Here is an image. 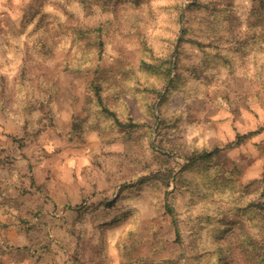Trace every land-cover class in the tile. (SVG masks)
Here are the masks:
<instances>
[{
  "label": "rangeland",
  "instance_id": "374dc122",
  "mask_svg": "<svg viewBox=\"0 0 264 264\" xmlns=\"http://www.w3.org/2000/svg\"><path fill=\"white\" fill-rule=\"evenodd\" d=\"M143 1L95 0L86 12L79 0H0V94L11 101L24 61L54 77L57 101L54 125L37 135L25 136L0 109V264H197L189 248L193 239L200 251L210 245L209 228L200 225L205 212L264 202V83L203 62L189 69L191 82L170 83L174 54L149 116L131 90L140 42L154 30ZM192 1H182V12ZM221 3L232 36L251 34V0ZM74 25L94 29L86 36H99L102 52L98 59L92 46L81 70H63L64 55L77 46ZM183 29L182 17L174 48ZM40 40L56 60L41 56ZM94 76L108 105L122 120L138 121L136 128L71 138ZM205 147L220 149L204 163L189 161ZM224 216L245 220L230 209ZM246 219L249 233L264 236V224L257 231L250 213Z\"/></svg>",
  "mask_w": 264,
  "mask_h": 264
},
{
  "label": "trees",
  "instance_id": "16d2710c",
  "mask_svg": "<svg viewBox=\"0 0 264 264\" xmlns=\"http://www.w3.org/2000/svg\"><path fill=\"white\" fill-rule=\"evenodd\" d=\"M93 1L95 0H79L86 12H89ZM98 1L101 5H108L112 0ZM139 1L128 0L133 6H138ZM182 1L184 0L143 1L154 30L140 42L141 58L137 70H134L131 90L134 94L142 96L149 116H153V100L160 96L163 86L169 80L174 54L175 74L170 83L176 81L178 76H183L191 82L187 74L189 69L197 71L195 68L202 62L204 65L221 64L229 70H236L252 80L264 83V0H251L253 31L238 37H233L229 32L225 18L228 7H223L221 0H193L183 8V12ZM182 17L184 29L177 48H174V38L180 29ZM71 30L74 36L73 44L77 43V46L64 55L60 65L63 70L78 71L89 63V50L92 46H96L98 59L100 58L102 41L99 36L96 41L86 36L94 29L74 25ZM39 45L41 56L56 60L51 46L46 41L40 40ZM36 69L37 71L31 70L23 61L11 101L4 100V95L0 94V109L19 126L25 136L37 135L48 125H54L57 113L54 77L40 67ZM96 69L98 72L99 66ZM84 110L83 118L74 117L71 122V138L73 135L84 136L90 130L105 127L129 131L139 123L130 117L122 120L118 116L116 110L105 101L102 81L97 80L96 76L88 84ZM106 120L108 122L103 124ZM255 132L238 135V139ZM159 146L172 149L162 144ZM219 149L220 147L197 149L187 158L191 162L204 163ZM162 175L167 182L169 173ZM261 180L264 184V177ZM165 208L169 213L173 210L167 204ZM229 209L245 220L224 216ZM225 211V214H222L220 209H209L205 212L206 217L200 221V225L209 228L210 245L200 251L197 240L193 239V245L189 248L191 259L197 264H264V236L256 237L249 233L250 221L246 219L250 213L254 219L253 223L251 222L252 227H256L257 231L261 230L264 224V202L241 201L229 206L227 204Z\"/></svg>",
  "mask_w": 264,
  "mask_h": 264
}]
</instances>
